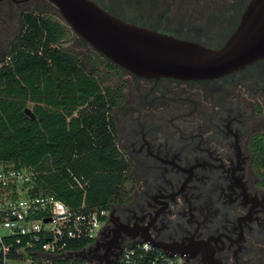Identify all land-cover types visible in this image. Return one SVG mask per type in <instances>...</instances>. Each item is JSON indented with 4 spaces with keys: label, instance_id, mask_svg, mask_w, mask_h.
Masks as SVG:
<instances>
[{
    "label": "flooded vegetation",
    "instance_id": "flooded-vegetation-1",
    "mask_svg": "<svg viewBox=\"0 0 264 264\" xmlns=\"http://www.w3.org/2000/svg\"><path fill=\"white\" fill-rule=\"evenodd\" d=\"M37 1L0 0V56L24 31L28 12L48 11ZM93 1L129 22L218 48L251 0ZM103 73L117 97L112 141L126 179L99 236L80 249L83 260L122 264L128 245L149 241L187 264H264V58L203 80L121 67Z\"/></svg>",
    "mask_w": 264,
    "mask_h": 264
},
{
    "label": "trees",
    "instance_id": "trees-1",
    "mask_svg": "<svg viewBox=\"0 0 264 264\" xmlns=\"http://www.w3.org/2000/svg\"><path fill=\"white\" fill-rule=\"evenodd\" d=\"M24 18V31L0 56V163L33 167L35 190L56 195L74 210L83 204L110 208L122 195L126 162L112 141L110 112L117 97L98 65L119 66L92 49L101 62L91 61L88 70L81 53L62 45L77 34L57 11H31ZM74 176L84 188L75 187ZM92 242L72 240L69 248Z\"/></svg>",
    "mask_w": 264,
    "mask_h": 264
},
{
    "label": "water",
    "instance_id": "water-1",
    "mask_svg": "<svg viewBox=\"0 0 264 264\" xmlns=\"http://www.w3.org/2000/svg\"><path fill=\"white\" fill-rule=\"evenodd\" d=\"M48 1L95 51L139 76L212 79L264 58V0L250 1L236 30L218 48L129 22L93 0ZM25 111L35 117L31 108ZM158 247L170 256L176 254ZM56 259L87 258L84 250H71Z\"/></svg>",
    "mask_w": 264,
    "mask_h": 264
},
{
    "label": "built area",
    "instance_id": "built-area-1",
    "mask_svg": "<svg viewBox=\"0 0 264 264\" xmlns=\"http://www.w3.org/2000/svg\"><path fill=\"white\" fill-rule=\"evenodd\" d=\"M37 171L31 166L0 163V264L28 258V264H53L71 251L70 241H94L107 222L109 208L74 210L52 193L35 190ZM75 187L84 182L74 176ZM46 219H49L46 221ZM122 264H187L149 241L128 245Z\"/></svg>",
    "mask_w": 264,
    "mask_h": 264
},
{
    "label": "rangeland",
    "instance_id": "rangeland-1",
    "mask_svg": "<svg viewBox=\"0 0 264 264\" xmlns=\"http://www.w3.org/2000/svg\"><path fill=\"white\" fill-rule=\"evenodd\" d=\"M34 1L35 0H30V3H27L26 6H34ZM37 1V0H36ZM38 2V1H37ZM118 2H122V7L126 6V1L125 0H119ZM39 5L40 9H45L48 11H57L56 7L51 3L48 4L47 1H43V0H39ZM110 8H112V10L118 12V13H122L123 15H126V8H122L118 5H109ZM129 11V10H128ZM62 45L70 50H74L77 51L79 53L82 54V59H83V63L86 66V68L88 70H90L91 68H93V61L94 62H101V58L92 54V47L90 46L89 43L83 41L82 39H80L78 36L76 37H72L70 39H67L66 41H64L62 43ZM92 61V62H91ZM99 75L100 76H104L105 74L103 73V65H99ZM112 79V81L115 83L114 85H118V81L114 78H110ZM33 104L30 103V107H32ZM11 264H28V258H23L21 259L19 262H11Z\"/></svg>",
    "mask_w": 264,
    "mask_h": 264
},
{
    "label": "crops",
    "instance_id": "crops-1",
    "mask_svg": "<svg viewBox=\"0 0 264 264\" xmlns=\"http://www.w3.org/2000/svg\"><path fill=\"white\" fill-rule=\"evenodd\" d=\"M57 260V259H56Z\"/></svg>",
    "mask_w": 264,
    "mask_h": 264
}]
</instances>
